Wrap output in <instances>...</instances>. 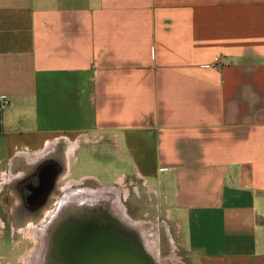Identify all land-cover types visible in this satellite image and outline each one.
I'll return each instance as SVG.
<instances>
[{
	"label": "crops",
	"instance_id": "crops-1",
	"mask_svg": "<svg viewBox=\"0 0 264 264\" xmlns=\"http://www.w3.org/2000/svg\"><path fill=\"white\" fill-rule=\"evenodd\" d=\"M2 96L0 221L34 219L6 189L61 151L66 186L164 206L195 264H264V0H0Z\"/></svg>",
	"mask_w": 264,
	"mask_h": 264
},
{
	"label": "rangeland",
	"instance_id": "rangeland-1",
	"mask_svg": "<svg viewBox=\"0 0 264 264\" xmlns=\"http://www.w3.org/2000/svg\"><path fill=\"white\" fill-rule=\"evenodd\" d=\"M60 152L59 157L55 159V167L53 168V164L49 166L50 169L55 170V173L48 172V163L45 159L36 169H33L34 171H31L33 178L26 180L18 188L6 189L8 198L4 205L5 208H13L18 198L20 201L17 210L30 211L31 207H34L37 212H34V219L27 220L17 217L13 220L4 219L0 221V243L3 245L0 256L5 264H35L33 261L37 252L40 253V257L46 256L45 264H47L51 254V238L53 236L51 230L57 231L56 241L59 246L65 244L64 242L61 244L62 239L59 236L66 226L57 230V224L53 223L54 227L53 229L49 228V234L44 230L47 226L49 227L51 220L49 214L52 212L57 215L53 219L55 223L62 221L65 213L72 212L74 214L71 217L73 226L85 233L80 240L77 239L72 242V244H76L75 251L78 249L76 252L79 253L81 259H83V248L88 247L86 244H83L86 247L80 244L84 241L83 239L93 242L95 233H99L103 227H108L107 229L113 227L117 231L123 230L129 236H135L153 264H195L193 256L185 250L181 238L176 234L173 221L167 219L164 206L156 204L155 201L151 202L140 187L139 196L134 195V184L129 180L125 181L124 187H120L115 182L116 177H113V182L104 185L87 181L83 186H66L68 179H62ZM89 173L92 175L95 172ZM43 178L45 179L44 182H42ZM126 190H130L131 197L128 199L125 194ZM10 191H12V197L8 194ZM72 192H83L84 195H81L80 199L86 198L88 203L81 205V208L74 207L63 210L64 207L60 203L66 194ZM96 200L97 203L93 202ZM48 210L49 212L43 215ZM20 215L17 214V216ZM41 229L44 237L46 235L45 241L44 238L41 239L40 237ZM92 233L94 234L92 235ZM46 242H49L48 250L44 247ZM11 248L14 250L13 253L9 252ZM3 252L5 256H3ZM63 252V249L56 251L55 264H63L59 261V258L64 260ZM1 259L0 262L3 261Z\"/></svg>",
	"mask_w": 264,
	"mask_h": 264
},
{
	"label": "water",
	"instance_id": "water-1",
	"mask_svg": "<svg viewBox=\"0 0 264 264\" xmlns=\"http://www.w3.org/2000/svg\"><path fill=\"white\" fill-rule=\"evenodd\" d=\"M53 223L55 224L54 220L50 226L52 229L54 227ZM107 228L103 227V230L97 234L95 233V236L92 233L93 242L83 239L84 241L80 243L81 245H88L87 248H83L82 264H153V261L145 253L135 236H129L128 233H124L120 229L117 231L113 227L112 229ZM46 232L50 233L49 230ZM60 233V237L63 239L64 230ZM80 234L81 236L85 235L82 230H80ZM48 243L44 244L46 250H48Z\"/></svg>",
	"mask_w": 264,
	"mask_h": 264
},
{
	"label": "flooded vegetation",
	"instance_id": "flooded-vegetation-1",
	"mask_svg": "<svg viewBox=\"0 0 264 264\" xmlns=\"http://www.w3.org/2000/svg\"><path fill=\"white\" fill-rule=\"evenodd\" d=\"M49 166L50 165L48 164V172L55 173V170L50 169ZM44 181H45V179L43 178L42 182H44ZM73 215L74 214L72 212L71 213H65L63 218H62V221L55 223V225L57 224L56 225L57 230H60L62 228V226H66V228H64V235H63V239H62L65 244H63L62 246L61 245L59 246V244L56 241V238H57L56 232L57 231L51 230L52 235H53L52 239H51V249H50L51 254L49 256V259L47 260V264H55L56 251L57 250L60 251L61 249L64 250V252L62 254L64 256V258H63L64 260H60V258H59V261L63 262V264H82L81 257L79 255V253L76 252L78 249L75 251L76 244H72L73 241H76L77 239L80 240V238L82 237L80 234V230L77 229V227L73 226L74 223H73V221H71V217ZM50 218H51V216H50ZM55 230H56V228H55ZM60 239H61V237H60ZM56 245L58 248L56 247ZM37 253L35 255H37ZM74 255H76V256H74Z\"/></svg>",
	"mask_w": 264,
	"mask_h": 264
},
{
	"label": "bare ground",
	"instance_id": "bare-ground-1",
	"mask_svg": "<svg viewBox=\"0 0 264 264\" xmlns=\"http://www.w3.org/2000/svg\"><path fill=\"white\" fill-rule=\"evenodd\" d=\"M81 195H84L83 192H72L70 194H66V196H64V198L62 199L61 201V206H63L64 208H62L63 210L65 209H71V208H74V207H78V208H81V205L85 204V203H88V200L86 198H81ZM95 203H97L98 201H93ZM119 207V205H117ZM118 210V209H117ZM118 212V211H117ZM60 214V213H59ZM56 214L53 212L52 213V217H51V220H50V223H49V227L51 225V223L53 222V219L56 218ZM61 219V218H60ZM49 227L47 226L44 230L47 231L49 230ZM43 231L40 232V237L41 239L44 238V241L46 240V235L44 237V234H42ZM50 236V235H49ZM50 238V237H49ZM52 239V238H51ZM44 243V242H43ZM47 243V242H46ZM74 246V245H73ZM41 251V250H40ZM40 253H37V255L35 256L36 258L34 259L33 262H35V264H45L46 263V256L45 255H42V257L39 256ZM66 255V254H65ZM76 256V255H74ZM83 260V259H81Z\"/></svg>",
	"mask_w": 264,
	"mask_h": 264
},
{
	"label": "built area",
	"instance_id": "built-area-1",
	"mask_svg": "<svg viewBox=\"0 0 264 264\" xmlns=\"http://www.w3.org/2000/svg\"><path fill=\"white\" fill-rule=\"evenodd\" d=\"M9 104L7 97L2 96L0 97V110H4Z\"/></svg>",
	"mask_w": 264,
	"mask_h": 264
}]
</instances>
